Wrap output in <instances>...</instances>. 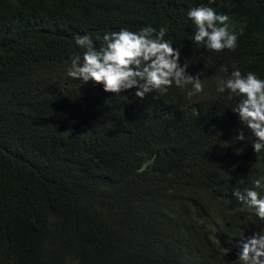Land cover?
I'll return each instance as SVG.
<instances>
[{"label": "trees", "instance_id": "16d2710c", "mask_svg": "<svg viewBox=\"0 0 264 264\" xmlns=\"http://www.w3.org/2000/svg\"><path fill=\"white\" fill-rule=\"evenodd\" d=\"M200 5L229 17L235 49L194 41ZM145 27L203 92L140 99L67 75L76 36L99 50ZM232 65L264 79V0H0V264H239L264 220L234 192L264 176V150L216 90Z\"/></svg>", "mask_w": 264, "mask_h": 264}, {"label": "clouds", "instance_id": "9594fccd", "mask_svg": "<svg viewBox=\"0 0 264 264\" xmlns=\"http://www.w3.org/2000/svg\"><path fill=\"white\" fill-rule=\"evenodd\" d=\"M188 18L196 26L193 39L207 49L222 51L235 49L237 34L229 31V17L218 14L213 8L200 5L191 8ZM151 27L140 32L127 28L106 32L103 45L97 50L88 35L75 37V44L82 52L71 58L67 75L75 80L87 83L92 81L103 86L105 92L121 94L135 89V96L143 99L147 94L166 93L173 84L187 88V97L203 92V83L199 73L188 74L189 65L180 64V51L164 39L166 29L158 33ZM232 71L226 79H221L217 86L218 93H229V98L239 97L231 110L239 117L240 123L254 138L252 148L255 153L264 150V79L254 73L242 74L232 65ZM221 71L228 68L221 66ZM235 140H247L243 132ZM254 189L264 187V176L256 179ZM254 189L243 193L234 192L236 198L254 209L258 219L264 220V198ZM239 264H264V230L254 232L242 243L238 259Z\"/></svg>", "mask_w": 264, "mask_h": 264}]
</instances>
